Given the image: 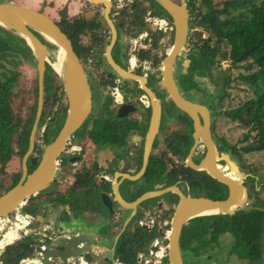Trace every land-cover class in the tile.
<instances>
[{
    "label": "flooded vegetation",
    "instance_id": "obj_1",
    "mask_svg": "<svg viewBox=\"0 0 264 264\" xmlns=\"http://www.w3.org/2000/svg\"><path fill=\"white\" fill-rule=\"evenodd\" d=\"M135 2L140 5L134 7ZM184 3L188 32L182 49L172 60V78L178 94L196 105L192 114L180 109L162 85L163 60L173 43L174 28L169 13L155 0H131L121 8L111 5L107 9L111 23L105 18L103 6L93 5L90 10L75 14L95 23L80 37L82 45L89 48L79 60L90 89V112L56 157L51 187L31 203L27 199V207L35 204L39 210L30 216L24 213L28 218L27 234L35 240L41 237L32 232L39 230V225H46L48 219L43 213L46 206H59L60 210L53 211L59 212L62 220L67 214L78 219L73 222L77 223L76 229L80 226L85 230L86 252L69 258L68 264H169L165 240L179 197L166 188L175 186L190 197L224 199L228 194L227 186L206 169L191 166L199 165L206 154L203 138L214 143L220 157L214 158V165L223 174L235 176L232 164L222 156L238 168L246 198L234 214L239 210L264 211L260 203L264 186H257L255 174L243 167L241 161L242 154L249 151L243 147L238 151L217 131L221 126L216 117H228L227 111L241 105L228 110L222 107L230 80L238 79L231 77L228 70H221L215 59L213 63L206 62L205 57L200 60V42L192 27L195 10L192 0ZM109 58L123 74L112 68ZM56 100L60 101V107L54 109L50 122L46 123L49 130L42 132L41 144H35L34 152L39 156L41 148L55 138L67 110L62 84L49 74L48 79L44 78L43 108ZM248 137L246 133L242 139ZM153 191L156 194L145 196ZM250 202V208L245 210ZM224 215L231 216L200 215L182 226L179 242L183 264L185 255L193 263L205 258H209V264L213 263L210 258L221 234L231 235L233 241L228 249L227 244L220 249L223 252L217 259L231 264L235 254L250 264L235 250L228 225L215 233V220L220 222ZM199 217H209L206 228L195 223ZM192 227H197V237L191 238ZM43 232L41 235L45 237L47 232ZM263 234L264 230L261 238ZM40 245L44 247L46 242Z\"/></svg>",
    "mask_w": 264,
    "mask_h": 264
},
{
    "label": "water",
    "instance_id": "obj_2",
    "mask_svg": "<svg viewBox=\"0 0 264 264\" xmlns=\"http://www.w3.org/2000/svg\"><path fill=\"white\" fill-rule=\"evenodd\" d=\"M88 1L96 6H103L105 18L111 23L107 16V9L112 5L111 0ZM155 1L169 13L174 28L173 43L163 60L162 85L180 109L192 114L196 105L178 94L172 78V60L182 49L188 32L187 9L184 0H181L180 4H176L172 0ZM0 27L24 39L34 57L37 69L36 109L29 132L28 148L21 158V176L12 187L0 194V218H7L23 202L26 204L30 196L48 189L55 177L56 157L64 149L66 140L85 121L90 112L91 95L86 74L70 39L56 24L55 20L47 14L26 5H17L10 2L0 3ZM114 33L115 30L113 29ZM36 34L56 47L57 68H54L52 63L50 64L62 84L67 99L64 122L55 138L41 148L40 156L34 152V148L36 132L43 109L45 64L49 62V59L48 46ZM109 62L116 72L123 74L111 58H109ZM155 120L156 114L153 115L154 125ZM203 141L206 145V154L199 165L191 166L196 169H206L217 181L227 186L228 194L224 199H211L203 196L190 197L184 195L175 186L166 188L176 192L179 197L170 219L165 240L167 242V260L169 264H183L179 241L182 226L189 219L215 213L232 215L235 208L241 206L246 198V188L240 183V174L236 164L228 157L222 156L221 158H225L232 164L230 166L234 170L235 176L230 177L223 174L220 167L214 165V158H220L217 156L214 143L205 138H203ZM76 159H79V157ZM27 163L35 165V168L29 173L27 172ZM247 185L250 186V182ZM154 194L156 193L153 191L145 196ZM35 206V211L39 210L38 206ZM250 206L251 202L244 209L247 210ZM53 209L60 210V207L46 206L43 211L48 217L46 225L41 224L38 227L39 230L32 232V234H38L41 237V239L35 240L36 243L34 242L32 245V254L28 257L29 261L34 264H50L52 261H56V264H68L69 258L80 256L86 252L85 230H82L80 226L76 229L75 222H73L78 219L67 214L66 219L62 220L60 213L55 214ZM28 215L30 216V214ZM68 224L71 226H68ZM43 231L47 232L45 237L41 235V233H44ZM21 236H23V233H21ZM42 242H46L44 247L40 245ZM4 247L5 245L0 248V253L4 251ZM155 248L156 246H153V249Z\"/></svg>",
    "mask_w": 264,
    "mask_h": 264
},
{
    "label": "trees",
    "instance_id": "obj_3",
    "mask_svg": "<svg viewBox=\"0 0 264 264\" xmlns=\"http://www.w3.org/2000/svg\"><path fill=\"white\" fill-rule=\"evenodd\" d=\"M207 8L200 11L195 6L192 0V6L195 14L192 19L193 28L200 27L202 30L208 31L209 35L202 38L201 30H194L196 37L200 44V60L205 57L206 62L213 63L214 59L217 65L220 64V58H228L230 60L231 68H237L242 63L245 69H252L247 74H238L236 78L246 83L252 90V96L243 102L239 107L226 112V115L232 119L237 120L242 125L255 128L256 134L253 142L243 147L245 151H262L264 150V0L258 2L249 1L243 4L242 0H225L221 7H215L210 0H203ZM140 4L135 2L134 7ZM59 19L55 20L56 24L70 39L75 53L79 59H82L88 47H84L80 41L81 35L94 26V22H88L82 15L70 16L67 13L66 7L58 12ZM38 35V34H36ZM212 36L215 37L213 44L211 43ZM40 40L44 42L49 50L53 51L50 58L55 61L56 47L54 44L46 41L40 35ZM226 43L228 51H220V44ZM155 46V45H154ZM15 52L19 58L16 60L34 61L30 48L25 44L24 39L14 34L9 30L0 27V59L5 60L6 54H1L3 51ZM216 57V58H214ZM218 57V58H217ZM11 60H14L12 58ZM0 68H3L0 62ZM49 74L56 76V73L49 64H45L44 78L48 79ZM228 78V75L226 74ZM15 82V76H10L4 80H0V170L4 171V167L12 156L18 155L22 158L24 152L28 148V139L31 125L33 123L37 95L35 101L30 108L28 117L23 123L17 124L12 122L10 98L12 86ZM37 92V86L35 87ZM253 107L256 122L250 124L252 116H248L247 109ZM65 110V107H64ZM45 109H42L41 118L39 120L38 128L43 123ZM49 130V125L46 126L45 132ZM15 133L13 140L12 134ZM15 141L17 149L12 146ZM47 142V141H46ZM36 148V145H35ZM34 169V165L27 163L28 173ZM21 170L14 172L9 184L3 186L0 180V194L12 187L20 178ZM46 192V191H43ZM43 192L28 198L29 202L36 200ZM36 210L35 204L33 207L24 205L23 212L30 215L34 214ZM215 217V216H213ZM209 217H199L194 220L199 223L200 227L206 228ZM215 218L220 219L219 216ZM227 218V219H226ZM199 220V221H197ZM25 224L26 222H22ZM197 223V224H198ZM215 233L223 231L228 225L227 229L231 231L234 236V248L239 253L240 257H244L250 264H262L264 261V244L262 243L261 234L264 230V211L261 209H250L247 211L239 210L233 215H224L220 222L215 220ZM20 223L16 224L17 230L22 228ZM197 227H192L190 231L191 238L197 237L199 232ZM13 230L7 231L0 238V248L6 244L4 251L0 254L1 264H22L32 254V245L35 239L31 234L22 236ZM16 240V241H14ZM14 241V242H13ZM13 242V243H12Z\"/></svg>",
    "mask_w": 264,
    "mask_h": 264
},
{
    "label": "rangeland",
    "instance_id": "obj_4",
    "mask_svg": "<svg viewBox=\"0 0 264 264\" xmlns=\"http://www.w3.org/2000/svg\"><path fill=\"white\" fill-rule=\"evenodd\" d=\"M212 5L215 7H221L223 2L225 0H210ZM251 0H242L243 4L249 3ZM259 0H253V2H258ZM13 3L17 5H26L31 8H34L36 10H39L40 12H43L47 14L50 18L53 20H58L59 15L58 12L62 7L66 6L67 4L62 3L61 1L55 2L54 0H43L42 2H37L35 0H0V3ZM77 4L83 8V10L87 11L90 10L92 7H94L92 4H90L87 0H76ZM195 6L199 8L200 11H204L207 8L206 3L203 0H194ZM68 9V5L66 6ZM195 30H201V34L203 37H207L209 35L208 31L202 30L200 27H194ZM215 37L212 36L211 43L213 44ZM228 47L226 43L220 44V51H228ZM1 54H6L7 58L5 60L0 59V62L3 65V68H0V80H4L5 78H8L10 76H15V82L12 86V92H11V98H10V107H11V115H12V122L17 124H22L23 121L28 117L30 113V108L32 104L35 101V96L37 95V92H35V87L37 86V69L36 64L34 61H25V60H16L19 56L15 52H9V51H3ZM51 54H53L52 50L48 49V59L49 63H51ZM56 54V51H55ZM14 58V60H11ZM218 58V57H217ZM220 66L221 70L229 71L231 74V77L235 78L238 74H247L248 72H251L254 70L252 69H245L243 65L245 63H242L237 68H231L230 60L228 58H220ZM218 69L217 71H220ZM51 77L54 78V81L57 83L59 81V78L53 74H51ZM227 98L222 100V107L223 110H228L229 108L236 107L243 102H245L247 99H249L252 96V90L251 88L244 82L236 79L230 80V85L226 88ZM60 102L59 100H56L52 103H48L47 108H45V115L44 120L40 128H38L36 132V139L39 140V144H41L42 140V132L45 129L46 123L50 122V117L54 114V109L57 107H60L58 104ZM51 108L50 111L46 110ZM248 116H252L250 120V124H253L256 122L255 117H253V114L255 113V110L253 107L247 109ZM216 122H218V125L221 126L220 129H217V131L223 136V139L229 144V145H235L238 151H241L242 147L246 146L247 144L251 143L255 139L256 130L255 128H251V125L245 126L240 124L237 120H230L228 117L224 115H218L216 117ZM248 133V140H243L242 138ZM16 134H12L13 140L15 139ZM15 141L12 142V146L16 150L17 147L15 145ZM37 151H40L38 149ZM241 161L243 163V167L248 169L251 173L255 174L256 176V184L257 186H264V150L262 151H252V152H244L241 157ZM4 171L0 170V180L3 183V186H6L10 183L12 174L14 172H17L21 170V158L18 155H14L11 157V159L7 162L6 166L3 168ZM51 187V186H49ZM48 187V188H49ZM263 190V193H261V201L264 205V188H261ZM14 213L10 214V219L13 220ZM33 224L31 225V227ZM19 238L20 239L22 231H19ZM1 235V234H0ZM25 236V235H23ZM208 237V236H206ZM14 240V241H16ZM13 241V242H14ZM218 243L216 244V248L214 249L215 252L214 255L211 256V260L213 263L211 264H224L222 260H218L217 257L220 256L221 252L220 249L222 247H225V244H227V248L231 245L233 238L229 234H221L219 235L217 239ZM12 242V243H13ZM262 242L264 244V234L262 236ZM11 244V243H9ZM9 244H6L5 247ZM219 244V245H218ZM223 245V246H222ZM4 247V249H5ZM2 253V252H1ZM0 253V254H1ZM217 256V257H216ZM220 259V258H219ZM240 258L237 257V255H232V261L231 264H246L245 260H239ZM185 264H209L210 260L209 258L205 259H199L194 263L192 261H188V256L185 255ZM1 264V260H0Z\"/></svg>",
    "mask_w": 264,
    "mask_h": 264
},
{
    "label": "built area",
    "instance_id": "obj_5",
    "mask_svg": "<svg viewBox=\"0 0 264 264\" xmlns=\"http://www.w3.org/2000/svg\"><path fill=\"white\" fill-rule=\"evenodd\" d=\"M112 5L115 7H123L124 5H127L131 2V0H111ZM35 142L39 144V140L35 139ZM25 205V202H23L14 212L13 220L10 219V214L7 218H0V238L2 235H4L7 231L13 230L15 232L22 231L23 235H27V229H26V223H27V216L23 212V207ZM26 222L23 224L22 222ZM20 223L23 225L22 228L18 229L16 228V224ZM19 234V233H18ZM26 261V262H25ZM22 264H32L31 261H29V258L27 257L25 260L21 261Z\"/></svg>",
    "mask_w": 264,
    "mask_h": 264
},
{
    "label": "crops",
    "instance_id": "obj_6",
    "mask_svg": "<svg viewBox=\"0 0 264 264\" xmlns=\"http://www.w3.org/2000/svg\"><path fill=\"white\" fill-rule=\"evenodd\" d=\"M35 1H37V2H42L43 0H35ZM49 1V0H48ZM55 2H58L59 3V1H61L62 3H64V4H67L68 5V9H67V13L69 14V15H75V14H77V13H79L81 10H83V8L81 7V6H79L78 4H77V2H76V0H54ZM88 1V0H87ZM89 2V1H88ZM90 3V2H89ZM90 4H92V3H90ZM66 5V6H67ZM92 5H94V4H92ZM65 6V7H66ZM98 6V5H97ZM127 213L129 214V210H127Z\"/></svg>",
    "mask_w": 264,
    "mask_h": 264
},
{
    "label": "bare ground",
    "instance_id": "obj_7",
    "mask_svg": "<svg viewBox=\"0 0 264 264\" xmlns=\"http://www.w3.org/2000/svg\"><path fill=\"white\" fill-rule=\"evenodd\" d=\"M54 65V68H57V61H56V57H55V61L51 62Z\"/></svg>",
    "mask_w": 264,
    "mask_h": 264
}]
</instances>
